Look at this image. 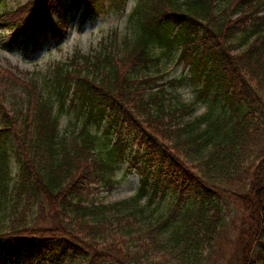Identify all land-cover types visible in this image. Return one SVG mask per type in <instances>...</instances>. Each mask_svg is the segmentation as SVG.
Wrapping results in <instances>:
<instances>
[{
  "label": "trees",
  "instance_id": "trees-1",
  "mask_svg": "<svg viewBox=\"0 0 264 264\" xmlns=\"http://www.w3.org/2000/svg\"><path fill=\"white\" fill-rule=\"evenodd\" d=\"M55 2L30 1L20 25L0 13V26L35 54L56 34L45 25ZM73 2L86 20L98 0ZM136 4L119 43L75 52L43 83L0 68V258L264 264V0ZM173 62L189 74L169 79ZM127 151L139 189L99 202Z\"/></svg>",
  "mask_w": 264,
  "mask_h": 264
},
{
  "label": "rangeland",
  "instance_id": "rangeland-1",
  "mask_svg": "<svg viewBox=\"0 0 264 264\" xmlns=\"http://www.w3.org/2000/svg\"><path fill=\"white\" fill-rule=\"evenodd\" d=\"M30 1L32 0H0V13L13 14L12 19L20 25L32 13L31 7H28ZM73 1L56 0L55 4L51 5L48 14L46 12L47 21L45 20V25L55 28L56 34L54 35L49 30L45 35L46 39H44L45 37L42 38L40 49L35 54L26 53L21 47L13 43L18 29L10 30L0 26V68L5 71L10 70L19 79L35 78L43 83L50 69L56 63L69 60L75 52L79 51L89 55L100 52L113 39H118L119 43L127 32L129 15L137 5V0H125L123 8L118 10L112 5L111 0H98L92 14L84 20L81 17L85 11L84 6L69 12L70 5L75 3ZM260 10V16L264 15V6H261ZM174 65V62L168 63L164 68L165 73H171L169 79L189 74V71L183 69V66L180 65L175 69ZM176 92L187 105L195 97L194 86L187 83L180 86ZM204 110V106L198 107L196 113L201 115ZM113 139L115 143L116 137ZM138 152L139 149L135 146L131 156ZM130 153L131 151H127L120 168L116 170L113 178L116 183L115 187L109 189L99 186L97 196L99 202L107 204L126 200L134 196L139 189L141 175L140 172L132 168ZM27 262L28 258L25 250H23L15 264H26ZM0 264H10L8 256L3 255L0 258Z\"/></svg>",
  "mask_w": 264,
  "mask_h": 264
}]
</instances>
